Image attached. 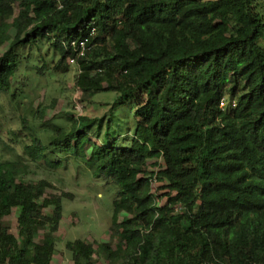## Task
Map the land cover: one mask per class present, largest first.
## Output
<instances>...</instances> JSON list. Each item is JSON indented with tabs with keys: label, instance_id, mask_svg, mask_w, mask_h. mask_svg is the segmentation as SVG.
<instances>
[{
	"label": "trees",
	"instance_id": "1",
	"mask_svg": "<svg viewBox=\"0 0 264 264\" xmlns=\"http://www.w3.org/2000/svg\"><path fill=\"white\" fill-rule=\"evenodd\" d=\"M6 42L0 92L46 45L54 70L77 64L82 97L133 100L136 126L122 143L111 117L69 114L44 152L0 159V264H52L72 197L27 178L30 160L116 188L108 240L67 241L73 264H264V0H0Z\"/></svg>",
	"mask_w": 264,
	"mask_h": 264
},
{
	"label": "rangeland",
	"instance_id": "2",
	"mask_svg": "<svg viewBox=\"0 0 264 264\" xmlns=\"http://www.w3.org/2000/svg\"><path fill=\"white\" fill-rule=\"evenodd\" d=\"M8 45L6 42L0 47V55ZM23 54L28 56V60L23 61L20 67L21 83L17 87L19 89H15L16 94L0 92V159L25 160V146L32 140L37 142L35 151L44 152L47 142L56 135V127L67 129L69 114L89 118L111 117L113 125L107 137L111 140L119 138V141H124L122 143L130 140L136 126L131 108L133 100L112 109L111 103L117 97L114 91L97 92L86 99L76 85L77 64L70 58L65 59L67 70L60 72L54 70L58 55L52 57L53 52L47 51L46 45L39 50L27 47ZM29 165L27 178L33 181L46 178L53 186L50 191L72 194L71 198L63 200L61 226L54 234L52 264H73L71 253L66 248L67 241L82 239L98 248L100 243L108 240L116 190L113 183L93 177L83 165L76 167L69 163L55 171H48L43 160H30ZM152 186L155 189L157 182ZM164 200L162 197L160 202ZM124 215L121 213L120 217ZM6 220L10 230L15 232V209ZM94 260L96 264H107L102 253L96 254Z\"/></svg>",
	"mask_w": 264,
	"mask_h": 264
},
{
	"label": "clouds",
	"instance_id": "3",
	"mask_svg": "<svg viewBox=\"0 0 264 264\" xmlns=\"http://www.w3.org/2000/svg\"><path fill=\"white\" fill-rule=\"evenodd\" d=\"M71 59V58H70ZM72 62H74L73 60H71Z\"/></svg>",
	"mask_w": 264,
	"mask_h": 264
},
{
	"label": "built area",
	"instance_id": "4",
	"mask_svg": "<svg viewBox=\"0 0 264 264\" xmlns=\"http://www.w3.org/2000/svg\"><path fill=\"white\" fill-rule=\"evenodd\" d=\"M82 44V43H81Z\"/></svg>",
	"mask_w": 264,
	"mask_h": 264
}]
</instances>
